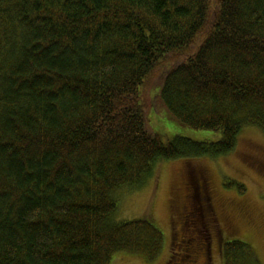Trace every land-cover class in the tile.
Masks as SVG:
<instances>
[{"label":"trees","instance_id":"obj_1","mask_svg":"<svg viewBox=\"0 0 264 264\" xmlns=\"http://www.w3.org/2000/svg\"><path fill=\"white\" fill-rule=\"evenodd\" d=\"M146 85L162 116L221 139L163 141ZM246 126L264 133V0H0V264L156 259L162 230L118 221L116 193L231 153ZM221 253L258 264L243 241Z\"/></svg>","mask_w":264,"mask_h":264},{"label":"rangeland","instance_id":"obj_2","mask_svg":"<svg viewBox=\"0 0 264 264\" xmlns=\"http://www.w3.org/2000/svg\"><path fill=\"white\" fill-rule=\"evenodd\" d=\"M143 96L152 99L150 124L163 141L184 137L197 142H217L222 135L194 130L165 118L156 110L154 92L146 85ZM153 175L138 189L120 190L118 221L146 218L163 232L164 247L154 260L118 253L111 264H181L171 258L174 242L181 234L187 211L198 208L197 178L206 183V192L217 216L210 222L211 264H225L222 245L235 240L251 245L264 264V133L255 126L243 128L231 153L212 158H178L161 161ZM201 182V181H200ZM188 186L193 199L188 202ZM243 187L244 191L240 188ZM220 231V234H216ZM199 264H205L201 260Z\"/></svg>","mask_w":264,"mask_h":264},{"label":"flooded vegetation","instance_id":"obj_3","mask_svg":"<svg viewBox=\"0 0 264 264\" xmlns=\"http://www.w3.org/2000/svg\"><path fill=\"white\" fill-rule=\"evenodd\" d=\"M201 181V182H200ZM197 178V200L198 208L187 211L183 218V227L180 228L181 234L174 242L171 258L181 264H199L201 260L205 264H211V237L210 222L212 217L217 216L211 203V198L206 192V183ZM205 192V193H204ZM189 187L187 200L191 201ZM220 234V231H216ZM178 264V263H176Z\"/></svg>","mask_w":264,"mask_h":264}]
</instances>
